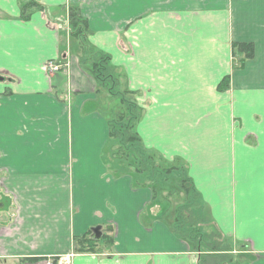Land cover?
Wrapping results in <instances>:
<instances>
[{
  "label": "crops",
  "instance_id": "crops-1",
  "mask_svg": "<svg viewBox=\"0 0 264 264\" xmlns=\"http://www.w3.org/2000/svg\"><path fill=\"white\" fill-rule=\"evenodd\" d=\"M69 6L143 108L144 147L179 165L239 264H264V0H0V186L14 208L0 261L199 264L146 176L105 160L95 81L59 28Z\"/></svg>",
  "mask_w": 264,
  "mask_h": 264
},
{
  "label": "trees",
  "instance_id": "trees-1",
  "mask_svg": "<svg viewBox=\"0 0 264 264\" xmlns=\"http://www.w3.org/2000/svg\"><path fill=\"white\" fill-rule=\"evenodd\" d=\"M33 5L35 4L29 1L22 8H30ZM67 12L68 33L72 39L77 41L79 49V55L77 54L79 68L95 81L97 89L102 88L111 95L117 94L119 98V103L114 107L115 113L113 115L111 113L109 115L102 110L105 113L109 127L108 140L104 148L111 149L112 157L117 156L115 160L118 158L128 160L132 157L131 159L136 162L135 171L144 174L146 181L149 183H156L155 173L158 172V169L155 165H152L151 158L146 156V150L142 148L141 140L136 131V125L143 114V108L138 105L136 99H133L134 93L126 87L125 82L121 84L120 90L116 88L119 83L117 78L122 77L124 79V77L119 69L111 64L108 54L89 43L90 30L87 28L86 21L79 17L77 9L69 6ZM232 49L233 54L234 51L244 53L245 59L253 55L251 43L233 44ZM88 58H90V62L86 63ZM241 64L242 62L238 65L241 66ZM228 83V78H224L220 82L219 88L226 87ZM163 161L165 163L166 160ZM165 164L167 168L165 170L160 168L159 170V173L162 174L161 177H165V179L172 177L174 171L178 172L181 169L176 164H169V162ZM145 183L142 182L138 185L144 186ZM178 186V193H173V197H177L180 203L174 207L170 225L171 231L191 243L193 248L199 251V264L228 263L226 258L232 253L229 246L222 240L221 234L217 230L211 229L208 222L209 228L206 230L199 228L206 223V219L199 213L200 205L196 200L197 194L191 181L183 174L179 179ZM85 238L86 236L81 239H74V251L81 252L83 250V241L86 245L84 248L90 246L88 245L90 241H94V238L89 237L86 241ZM56 260L52 259L51 264H56ZM235 261L234 264H239L237 259Z\"/></svg>",
  "mask_w": 264,
  "mask_h": 264
},
{
  "label": "rangeland",
  "instance_id": "rangeland-1",
  "mask_svg": "<svg viewBox=\"0 0 264 264\" xmlns=\"http://www.w3.org/2000/svg\"><path fill=\"white\" fill-rule=\"evenodd\" d=\"M71 39H72V37L69 36L68 40H71ZM69 48H70V44L67 47V51H69ZM76 51H77V54L79 55V49L78 50L76 49ZM71 55H72V53H71ZM89 62H90V58H88L86 63H89ZM79 70H81V69L79 68ZM81 72L86 74L82 70H81ZM117 79L119 81V83H118L119 87L117 86L116 88H118L120 90L121 84L124 83V79L122 77H119ZM94 90H95L94 95H95V98L97 101L98 108L100 110H103L105 113H108L109 115H110V113H111V115H113V113H115L114 107L119 103L118 95L117 94L111 95L110 93H108L106 90H104L102 88L97 89V87H95ZM133 99L135 100V95H134ZM138 105H139V103H138ZM93 111L96 112L97 110H93ZM141 146L143 149L146 150V153H145L146 156L151 158L152 165H155V167L158 169V172L155 173V176L157 178V181H156L157 184L156 183L152 184V183H149L148 181H146L145 184L146 185H148V184L153 185V187L155 188L157 198H160V195L162 194L163 197L160 198L162 201V203L160 204V208L163 209V212L165 214V219L167 221H169V223H170V221H172L171 218L173 217L174 207H176V205L178 203H180V200L177 197H173V193L174 194L178 193V189H179L178 182H179V179L181 178V176L183 175V173H180V171H178V172L174 171L172 173L173 174L172 177H168L167 179H165V177H161L162 174L159 173L160 168L165 170V168H167V165L165 163L169 162V164H172V162L163 158L157 152H153L151 150L146 149L142 143H141ZM114 149H115V147H114ZM125 150L127 151V149H125ZM114 157L116 158L117 156H114ZM104 158L106 161H109L110 166H111V164H113V166H112L113 168H116L119 171L129 172V173L135 175V178H141V176L138 175L139 173L137 171H135V169H134L136 167V162L131 159L132 157H130L128 160H124V159H120V158L114 160L115 158H113L111 155V149L106 147L104 150ZM164 159L166 160L165 163L163 161ZM2 178H3V175L0 173V180ZM2 189H3L2 186H0V204L4 208V209L3 208L0 209V228L6 225V224H4V221L8 220L10 213H12V211L14 209V208H12V205H10L9 197L6 195L5 196L3 195ZM196 200H198V196L196 197ZM198 202H199V200H198ZM201 216L204 219H206V223L203 224L202 227H199V228L206 230L207 228H209L208 227L209 223L207 224L208 221H207L205 212L201 213ZM235 259H237L235 254L229 255V257L226 258V260L228 262L226 264H234L236 262ZM0 264H10V262L4 263V262L0 261Z\"/></svg>",
  "mask_w": 264,
  "mask_h": 264
},
{
  "label": "built area",
  "instance_id": "built-area-1",
  "mask_svg": "<svg viewBox=\"0 0 264 264\" xmlns=\"http://www.w3.org/2000/svg\"><path fill=\"white\" fill-rule=\"evenodd\" d=\"M48 69L50 72H54V71H57L59 68H60V65H57V64H54L52 62H49L48 65H47ZM60 264H67V262H60Z\"/></svg>",
  "mask_w": 264,
  "mask_h": 264
},
{
  "label": "water",
  "instance_id": "water-1",
  "mask_svg": "<svg viewBox=\"0 0 264 264\" xmlns=\"http://www.w3.org/2000/svg\"><path fill=\"white\" fill-rule=\"evenodd\" d=\"M97 230L98 229H93L92 230V232L94 233L93 236H92L93 238H98L99 237V234H98Z\"/></svg>",
  "mask_w": 264,
  "mask_h": 264
}]
</instances>
